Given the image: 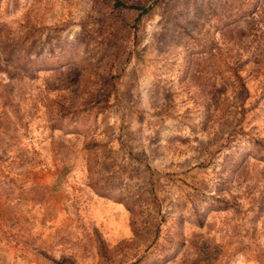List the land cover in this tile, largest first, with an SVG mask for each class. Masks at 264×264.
I'll list each match as a JSON object with an SVG mask.
<instances>
[{
  "label": "rangeland",
  "instance_id": "rangeland-1",
  "mask_svg": "<svg viewBox=\"0 0 264 264\" xmlns=\"http://www.w3.org/2000/svg\"><path fill=\"white\" fill-rule=\"evenodd\" d=\"M124 1L0 0V264H261L264 0Z\"/></svg>",
  "mask_w": 264,
  "mask_h": 264
},
{
  "label": "trees",
  "instance_id": "trees-1",
  "mask_svg": "<svg viewBox=\"0 0 264 264\" xmlns=\"http://www.w3.org/2000/svg\"><path fill=\"white\" fill-rule=\"evenodd\" d=\"M110 2L111 11L114 12H121V11H133L136 13V16L134 18V21L136 24L139 20L140 16L146 14L149 9L151 8L153 2H149L147 6H142L138 4H128L124 0H104ZM259 145V144H258ZM260 147V146H259ZM259 147H256V152H258ZM198 226H201V221H196ZM44 257H46L48 260H50L54 264H75L74 261L68 257V256H60L57 259H53L52 257L48 256L44 252H40ZM260 262L261 264H264V253H260Z\"/></svg>",
  "mask_w": 264,
  "mask_h": 264
}]
</instances>
